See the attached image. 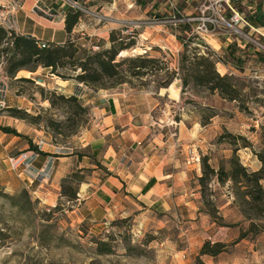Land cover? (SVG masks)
<instances>
[{
    "label": "rangeland",
    "instance_id": "1",
    "mask_svg": "<svg viewBox=\"0 0 264 264\" xmlns=\"http://www.w3.org/2000/svg\"><path fill=\"white\" fill-rule=\"evenodd\" d=\"M43 1L54 7L61 3ZM76 1L83 10L63 5L79 15L72 36L67 37L77 53L65 58L63 66L54 72L41 65L35 71L21 68L15 77H9L0 62V98L4 99L0 103V145L13 139L8 150L0 149V264H264V230H259L264 225V204L256 213L246 203L241 185L230 180L219 182L210 173L202 186L198 183L203 161L215 170L219 166L227 170L231 156L248 170L261 165L256 155L264 154V55L250 41H228L219 32L212 33L209 46L196 41L190 23L176 19L194 15L203 0H172L177 12L171 13L150 7L142 12L153 1L169 7L166 0H130L133 4L129 8L124 0L113 4L112 0ZM259 1L254 10L248 9L251 2L234 5L251 20L258 15L263 22L255 24L264 25V5ZM100 2L106 7L112 4V10L120 14H103ZM111 30L114 44L133 42L124 55L120 51L115 56L116 61L146 54L160 58L166 68H160V62L153 63L135 75L124 70L125 62L116 68V75L90 84L78 96L91 89L125 88L155 98L157 104L151 116L159 122L157 132L172 142L177 160L191 168L189 182L198 193L191 206H174L157 214L148 212L142 220L128 214L114 218L99 230L79 209L73 172L50 186L52 168L47 170L49 181L27 179L24 174L19 177L21 168L12 169L9 156L4 161L1 153L14 156L34 150L40 137L47 144L44 150L54 149L53 145L72 146L90 128L93 120L88 107L78 97L76 103L59 98L62 93L50 87V82L52 78L61 84L76 81L79 68L75 59L108 48ZM169 31L173 36L168 38ZM184 43L189 51L198 43L196 55L205 51L211 55L215 70L229 76L239 89L237 100L222 98L201 85H180L179 53ZM213 49L222 55L223 63ZM20 76L31 80H19ZM167 78L171 79L168 85H159ZM6 127L16 134L5 131ZM190 154L197 155L199 162L189 161ZM261 183L264 188V181ZM250 222L258 230H248ZM205 240L220 242L222 250L215 255L200 254Z\"/></svg>",
    "mask_w": 264,
    "mask_h": 264
},
{
    "label": "crops",
    "instance_id": "2",
    "mask_svg": "<svg viewBox=\"0 0 264 264\" xmlns=\"http://www.w3.org/2000/svg\"><path fill=\"white\" fill-rule=\"evenodd\" d=\"M124 1L127 8L133 4L130 0ZM23 2L22 9L15 16L19 32L55 43L72 36L74 28L67 33L63 29L64 21L30 14L33 1ZM116 2L112 0V4ZM103 4L100 2L98 5L103 14H120L118 10H112L115 7L112 4L107 7ZM149 7L171 13L164 2L153 1L142 12ZM172 36L169 31L167 37ZM52 79L50 87L62 94L80 91L74 80L69 83L62 81L64 84H61ZM78 98L88 107L93 120L90 128L81 133L72 146L63 147L58 153L53 149L39 153L29 168H21L17 174L19 177L24 174L27 179L49 181L47 170L52 168L50 186H54L60 178L73 172L79 209L99 230L114 218L128 214H132L134 220H142L148 212L157 214L174 206L190 205L198 193L196 186L189 182L191 168L177 160L172 142L159 136V122L151 116L152 108L157 104L155 98L147 92L125 88L109 91L91 89ZM12 141L7 140L0 149L8 150ZM4 153L2 151L1 154L6 161L10 155Z\"/></svg>",
    "mask_w": 264,
    "mask_h": 264
},
{
    "label": "trees",
    "instance_id": "3",
    "mask_svg": "<svg viewBox=\"0 0 264 264\" xmlns=\"http://www.w3.org/2000/svg\"><path fill=\"white\" fill-rule=\"evenodd\" d=\"M65 17L63 19V29L70 33L72 27L76 24L79 15L78 12L65 10ZM263 22L259 19L258 15L255 16V20ZM110 46L106 49H99L93 52H87L83 56L76 60V67L79 68V72L75 74L74 79L79 82L83 81L90 84L99 82L102 78L113 77L117 74V67L123 63H127L124 70L131 74L137 75L140 69L147 68L153 65V63H161L160 68H166L162 60L158 57H148L146 54H138L134 56H125L122 59L116 61L115 56L125 48L133 44L120 43L114 44L115 36L114 31L109 32ZM46 43L45 46H41V42ZM198 43H195L194 47L187 49L188 44H183V50L179 53L178 71H180V85L192 83L196 86H204L207 90L213 92L214 90L220 97L226 99L238 98L239 89L232 83L230 77L226 75H220L214 67V59L211 55L205 51L202 54L196 55L198 49ZM77 53V48L71 43L69 38H66L61 43H55L52 40L46 41L35 36L24 34L22 32H15L12 29H6L0 26V62L4 66V71L9 77H15L16 73L21 68H26L30 71H35L38 65H41L44 69L49 68V72H54L56 67H61L67 61L65 58L70 59ZM157 66V65H156ZM31 80L25 76H20L19 80ZM171 81L167 78L159 82V85H168ZM59 98L67 99L73 103L77 101L76 92L72 94L58 95ZM80 106V105H79ZM81 107V106H80ZM5 131H10L16 134V131L10 127L3 128ZM29 149L31 143H29ZM35 149V147L33 148ZM42 151H40L41 153ZM261 165L256 170H248L239 164L236 157L231 156L229 159L230 167L224 170L222 166L212 168L206 161L202 164V173L198 177V183L202 186L204 177L207 174H212L216 179L221 182L230 180L237 185H241L243 189V195L246 203L252 209L256 210V213L262 210L260 205L264 204V188L261 181H264V154L260 153L256 155ZM260 231L264 230V225L259 226ZM248 230H258L257 225L250 222ZM247 230V231H248ZM222 244L220 242L210 243L208 240L203 241L200 246V254L215 255L219 253ZM98 251L106 252L105 250L98 249Z\"/></svg>",
    "mask_w": 264,
    "mask_h": 264
},
{
    "label": "built area",
    "instance_id": "4",
    "mask_svg": "<svg viewBox=\"0 0 264 264\" xmlns=\"http://www.w3.org/2000/svg\"><path fill=\"white\" fill-rule=\"evenodd\" d=\"M24 0H0V26L6 29H12L19 32L16 14L22 9ZM33 3L29 8L30 14H37L47 19L54 21H63L65 9L63 5L72 7L75 11L83 10L80 3L76 0H61L59 6L54 7L53 4H46L43 0H32ZM261 5H264V0H260ZM259 1V3H260ZM170 10L176 11V7L172 0H166ZM251 2L248 9H253L256 6V0H203L196 6L194 15L186 14L181 18L176 19L179 23H190L191 32L194 34L196 41L200 44L210 45L208 39L212 33L219 32L224 36L225 40H237L238 43L245 39L244 43L250 41L255 50H258L264 55V25H257L247 18L242 12L238 11L234 3ZM254 10V9H253ZM192 23V24H191ZM264 24V23H263ZM231 28V29H229ZM220 30V31H219ZM254 34V37L252 35ZM239 38V39H238ZM243 43V44H244ZM41 46L46 43L42 41ZM213 48V47H210ZM218 60L223 63V57L215 49ZM80 91L89 89V85L83 81L77 82ZM80 91L76 92L77 97ZM0 103H4V99L0 98ZM47 145L43 138H39L35 143L34 150H23V152L9 156L8 161L12 169L29 168L32 160L37 157L40 151H44L43 146ZM54 152H60L63 147L53 145ZM189 161L199 162L198 156L190 154Z\"/></svg>",
    "mask_w": 264,
    "mask_h": 264
},
{
    "label": "bare ground",
    "instance_id": "5",
    "mask_svg": "<svg viewBox=\"0 0 264 264\" xmlns=\"http://www.w3.org/2000/svg\"><path fill=\"white\" fill-rule=\"evenodd\" d=\"M122 54L124 55L125 54V51H122Z\"/></svg>",
    "mask_w": 264,
    "mask_h": 264
},
{
    "label": "water",
    "instance_id": "6",
    "mask_svg": "<svg viewBox=\"0 0 264 264\" xmlns=\"http://www.w3.org/2000/svg\"><path fill=\"white\" fill-rule=\"evenodd\" d=\"M29 35V34H28ZM40 81L43 80L42 78H38Z\"/></svg>",
    "mask_w": 264,
    "mask_h": 264
}]
</instances>
